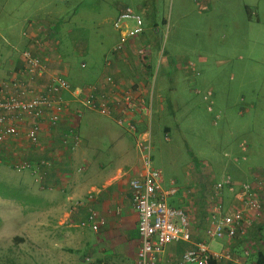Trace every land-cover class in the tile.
<instances>
[{
	"label": "crops",
	"instance_id": "0c3cea01",
	"mask_svg": "<svg viewBox=\"0 0 264 264\" xmlns=\"http://www.w3.org/2000/svg\"><path fill=\"white\" fill-rule=\"evenodd\" d=\"M16 1L18 0H8L6 5H10L9 12L13 11ZM20 1L23 9L29 11L20 32L33 23H42L50 28L52 37L49 44L52 49L47 52L51 60L50 71L64 74L72 87L85 88L98 82L107 72L116 74L120 83L128 78L130 67L127 69L126 60L122 58L113 59L112 65L108 67L103 63L95 73L87 69L82 59L77 60L76 57L80 56L87 39L80 32L83 28L81 23H72L73 15L78 13L76 6L79 0H58L64 2L62 5L53 0ZM6 5L1 6L0 12ZM151 7V0H142L139 9L137 8L140 15H143L146 31L154 24V20L148 17L153 12ZM244 9L248 17L252 14L257 16L247 6ZM67 12L68 23L67 18H64ZM0 20L4 21V18ZM61 22L68 24L62 31L59 28ZM66 34L69 39L65 37ZM20 37L21 40L17 43L0 44V82L15 75L21 67L19 52L25 46L26 40L21 33ZM81 63H84V67L80 66ZM175 65L174 61V67ZM254 65L256 64L247 63L244 66L240 83L257 79L253 73L257 71ZM84 70L90 72L93 77L91 80H84L88 76ZM45 83L46 78H39L35 81L36 88L41 89ZM223 93L225 92L214 91L213 94L216 110L222 114L225 125L229 123L227 110L231 109L237 117L249 114L253 118V127L247 128L245 132L251 130L252 135L263 134L264 92L255 98L246 97L245 94L236 98L229 92ZM63 96L68 100V107L54 125L43 121L40 123L39 139L36 143L30 142L26 137L27 122L18 124L17 134L7 135L0 141V222H5L0 228V242L11 236L18 238L15 246L23 251L27 248L33 254L31 259L37 264H136L139 244L137 214L131 205L128 184L131 178L139 176L141 172L134 141L115 135L108 121L95 120L98 119L95 117L85 119L89 129L83 133L81 119L84 120V113H95L113 123L114 121L96 111L79 107L66 92ZM217 98L225 105H219ZM65 134H68V147L61 143ZM74 134L78 136V141L72 146ZM243 141L246 143V159L237 162L227 159L230 167L225 165L223 169H231L237 179L248 177L249 169L264 176V139L250 137L248 141L244 138L237 144L233 141L224 154L232 158L240 157L242 151L239 144ZM41 160H45L46 164L41 165ZM21 162H30L37 168L17 170L16 166ZM9 173L15 175V180L7 177L6 174ZM183 181V185L189 183L194 190L195 185L190 176L186 175ZM195 192V196L200 192L196 198L202 200V191L195 189ZM191 193L184 199H179L178 205L186 210L190 223H194L190 224L192 241L170 243L155 264H174L184 250L199 240L197 230L205 220V202L196 198L193 202L189 201ZM90 210L98 218H102L96 230L91 229L87 222ZM249 239L252 244V255L249 259L255 260L258 253L264 257V207ZM213 242L221 244L216 248L212 245ZM208 245L211 251L229 249L232 253L240 254L239 247L222 241H210ZM216 264L232 263L222 260Z\"/></svg>",
	"mask_w": 264,
	"mask_h": 264
},
{
	"label": "rangeland",
	"instance_id": "374dc122",
	"mask_svg": "<svg viewBox=\"0 0 264 264\" xmlns=\"http://www.w3.org/2000/svg\"><path fill=\"white\" fill-rule=\"evenodd\" d=\"M141 1L79 0L76 6L78 13L73 15L72 23H81L83 28L80 32L87 39L83 51L76 58L78 61L82 59L92 73L99 71L117 38L112 24L115 14L125 5L140 13ZM7 2L0 0V11ZM16 2L12 12L8 10L10 5L0 12V19L4 18V21L0 20V44L21 40L20 29L29 11L23 9L22 1ZM151 5L153 12L148 17L154 20V24L145 30L140 40L147 49L148 57L139 61L133 56L124 58L122 55L126 60L125 66L127 69L130 67L127 77L143 82L149 77L153 81V114L150 120L152 163L162 171L163 186L167 187L170 179H174L179 186L186 175L190 176L195 188L191 189L193 192L189 201L193 202L199 195L200 192L195 196L197 189L202 191V200L196 199L205 202L211 182L220 178L223 166L230 167L224 152L233 141L237 144L244 138L248 141L250 137L264 139V133L252 135L251 130L245 132L253 127V118L249 114L237 117L228 109L229 123L225 125L221 113L219 118L214 117L215 101V110L208 113L201 98V94L208 89L213 100L214 91L229 92L236 98L242 94L255 98L264 92V0H151ZM244 6L256 12L257 16L252 14L248 17ZM66 8L68 10V5ZM64 18L68 23V12ZM65 25L68 24L61 22L60 31ZM65 37L69 39L68 34ZM247 63L256 64L257 71L253 73L257 79L242 84L243 69ZM84 71L88 75L84 80H91L90 72ZM194 89L201 93L195 94ZM217 102L225 105L221 99L217 98ZM93 117L108 121L115 135L133 141L131 134L123 128L90 112L84 113V120L81 119L83 133L89 129L85 119ZM165 134L168 140L164 139ZM91 140L94 138L91 137ZM132 151L135 152L134 149ZM227 170L232 173L231 169ZM6 175L15 180L14 174ZM181 196L182 193L175 194L168 199V203L180 206L178 200ZM191 222V225L194 224ZM4 223L0 222V228ZM17 239L11 236L0 242V264H37L27 248L23 251L15 246ZM220 244L212 243L216 248Z\"/></svg>",
	"mask_w": 264,
	"mask_h": 264
},
{
	"label": "built area",
	"instance_id": "2783aa9c",
	"mask_svg": "<svg viewBox=\"0 0 264 264\" xmlns=\"http://www.w3.org/2000/svg\"><path fill=\"white\" fill-rule=\"evenodd\" d=\"M112 24L117 38L104 58V66L112 65L115 58L124 60L129 55L139 61L147 60L148 52L141 42L146 29L140 13L125 5L115 14ZM48 29L42 23H33L21 32L26 40L19 52L21 67L15 75L0 82V141L7 135L17 134L18 124L27 122L26 137L36 143L40 123L54 125L68 107L64 92L79 107L111 118L117 126L131 134L141 164L140 175L128 182L131 205L137 214L139 244L136 264H155L170 243L192 241L186 210L168 203V199L175 194L182 193L180 199H184L191 193L192 187L189 183L178 186L174 179H170L164 187L162 171L152 163L150 120L153 114V81L149 77L144 82L125 78L120 83L116 74L107 72L98 82L85 88L72 87L64 74L50 71L51 60L47 52L52 48ZM80 66L84 67V63ZM42 77L46 78V83L37 89L35 81ZM193 91L201 93L198 89ZM201 98L206 104V111L213 112L211 90H206ZM214 114L215 118L221 116L218 110ZM164 139L168 140L166 134ZM77 141L78 136L74 134L71 145L74 146ZM61 143L68 147V134L64 135ZM239 147L242 151L240 157L232 158L224 154L225 157L232 162L245 160L246 143L241 142ZM40 164H46L45 160H41ZM26 168L36 170L37 167L30 162H21L16 166L17 170ZM247 174L245 179H237L223 169L220 178L211 182L204 205L205 220L197 230L199 240L184 250L174 264H216L222 260L232 264H257L249 259L252 255L249 234L264 207V176L254 169H249ZM87 222L91 229L96 230L102 218L90 210ZM210 241L239 247L240 254L229 249L211 251Z\"/></svg>",
	"mask_w": 264,
	"mask_h": 264
},
{
	"label": "trees",
	"instance_id": "16d2710c",
	"mask_svg": "<svg viewBox=\"0 0 264 264\" xmlns=\"http://www.w3.org/2000/svg\"><path fill=\"white\" fill-rule=\"evenodd\" d=\"M51 34H52V33H51L50 28H49V29H48V33H47V35L50 37V39H51V37H52ZM50 47H51V46H50ZM255 261H256L257 264H264V257H263V255L260 254V253H258V254L256 255V259H255Z\"/></svg>",
	"mask_w": 264,
	"mask_h": 264
}]
</instances>
